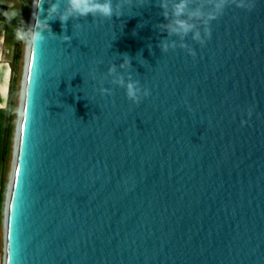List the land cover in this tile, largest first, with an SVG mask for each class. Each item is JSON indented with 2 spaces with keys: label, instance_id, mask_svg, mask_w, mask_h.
<instances>
[{
  "label": "water",
  "instance_id": "95a60500",
  "mask_svg": "<svg viewBox=\"0 0 264 264\" xmlns=\"http://www.w3.org/2000/svg\"><path fill=\"white\" fill-rule=\"evenodd\" d=\"M244 2L177 35L174 0H119L27 42L3 264H264V0Z\"/></svg>",
  "mask_w": 264,
  "mask_h": 264
},
{
  "label": "clouds",
  "instance_id": "9594fccd",
  "mask_svg": "<svg viewBox=\"0 0 264 264\" xmlns=\"http://www.w3.org/2000/svg\"><path fill=\"white\" fill-rule=\"evenodd\" d=\"M48 7L44 11V15L39 16L38 12H33V21L30 24H26L27 27L21 25L15 29V37L18 41L37 43L45 39L44 33L48 35H54L51 31L49 20L58 19L61 22V27L64 28L66 22L73 17H87V16H99L106 19H111L113 16L120 17L122 15V6L117 0V4L114 7V0H46ZM130 3V0H129ZM210 11L205 13L202 8L189 9V0H174L172 5L171 15L172 20L169 24L165 25L170 34L187 35L193 30L195 25L190 21L193 18H203L206 16L205 23L216 19L217 15L222 13L224 7L227 4V0H207ZM237 7H245L244 0H235ZM40 0L34 3V8L38 9ZM162 9H165L162 14L165 18H168L167 5L162 2L160 4ZM63 8V10H61ZM6 18L9 20L15 18L18 13L4 12ZM187 17V18H185ZM25 23V22H24ZM206 35L210 36V30L206 29ZM63 40H68V36H62ZM196 39H199V33H195ZM162 51H167L168 45L164 42L160 44ZM124 60L121 67L124 64L130 63V59L127 54H124ZM115 66L109 68V71H114ZM125 89V95L128 99L134 103H138L141 99V90L136 81L129 80L125 82L122 78L117 81ZM103 91V90H102ZM143 96L149 95V90L144 89ZM250 114V113H249ZM242 123H244L242 121Z\"/></svg>",
  "mask_w": 264,
  "mask_h": 264
},
{
  "label": "rangeland",
  "instance_id": "374dc122",
  "mask_svg": "<svg viewBox=\"0 0 264 264\" xmlns=\"http://www.w3.org/2000/svg\"><path fill=\"white\" fill-rule=\"evenodd\" d=\"M24 3L25 10L23 20L27 23L31 13L33 0H0V5L5 8V12L15 11L18 14L23 10ZM13 27L14 31H11L12 28L10 25H0V46L4 40H12V45L13 43L15 44L12 64H10V71L7 73L8 79L4 82L5 89L7 90V93L9 92V97L7 98L8 110L5 109L0 113V180L1 177L3 179V176H7L6 186L9 181V173L13 158L15 130L27 47V42L18 41L15 37V29L19 26L14 25ZM6 118L7 126L6 134L4 135Z\"/></svg>",
  "mask_w": 264,
  "mask_h": 264
},
{
  "label": "crops",
  "instance_id": "0c3cea01",
  "mask_svg": "<svg viewBox=\"0 0 264 264\" xmlns=\"http://www.w3.org/2000/svg\"><path fill=\"white\" fill-rule=\"evenodd\" d=\"M4 9L0 5V12ZM10 25L11 31H14V22H9L7 19L0 16V25ZM9 41V42H8ZM4 40L0 46V113L6 109L8 93L5 89V83L8 79L7 73L10 71V64H12V56L14 52V43L12 40ZM8 46V47H7ZM5 126V125H4ZM6 176V175H5ZM6 180L7 176L0 180V264H3V248H4V209L6 200Z\"/></svg>",
  "mask_w": 264,
  "mask_h": 264
},
{
  "label": "flooded vegetation",
  "instance_id": "af4514ba",
  "mask_svg": "<svg viewBox=\"0 0 264 264\" xmlns=\"http://www.w3.org/2000/svg\"><path fill=\"white\" fill-rule=\"evenodd\" d=\"M5 9V8H4ZM4 9L2 11H4ZM5 12V11H4ZM21 19L23 20L24 17V11L21 13ZM6 19V18H5ZM8 20V19H7ZM17 26H21V24L19 22H14Z\"/></svg>",
  "mask_w": 264,
  "mask_h": 264
},
{
  "label": "snow or ice",
  "instance_id": "6c2138e0",
  "mask_svg": "<svg viewBox=\"0 0 264 264\" xmlns=\"http://www.w3.org/2000/svg\"><path fill=\"white\" fill-rule=\"evenodd\" d=\"M21 131L23 132V128L21 129Z\"/></svg>",
  "mask_w": 264,
  "mask_h": 264
}]
</instances>
